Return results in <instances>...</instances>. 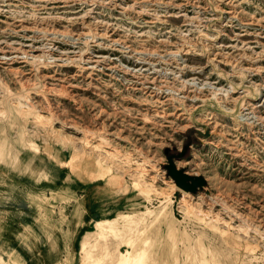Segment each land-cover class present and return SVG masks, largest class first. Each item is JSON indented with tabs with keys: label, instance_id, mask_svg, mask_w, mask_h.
<instances>
[{
	"label": "rangeland",
	"instance_id": "obj_1",
	"mask_svg": "<svg viewBox=\"0 0 264 264\" xmlns=\"http://www.w3.org/2000/svg\"><path fill=\"white\" fill-rule=\"evenodd\" d=\"M22 177L79 183L34 196L63 215L94 186L56 264H264V0H0V199Z\"/></svg>",
	"mask_w": 264,
	"mask_h": 264
},
{
	"label": "crops",
	"instance_id": "obj_2",
	"mask_svg": "<svg viewBox=\"0 0 264 264\" xmlns=\"http://www.w3.org/2000/svg\"><path fill=\"white\" fill-rule=\"evenodd\" d=\"M167 155L172 156L174 160L177 158V153L173 154L169 149ZM77 185L79 183L66 187L59 180L34 182L26 177L17 181L10 179L8 195L6 198L0 199V241L2 242L0 247L4 249V252H14L13 255H10V259L12 257L21 259L23 264H56L60 262L64 253L78 252L79 238L82 237L83 245L86 236L93 232L88 230H91L93 219L91 201L94 192L91 191L94 186L88 187L86 192L84 190V194H81L82 197L75 200L78 202L75 211L76 218H80L82 205H85L87 201V212L83 217L85 222L75 229V219L72 214L75 205L74 199L66 204L67 212L63 215L58 211L60 204L53 205L54 208L51 205V207H47L46 203H36L35 201L41 199L34 197H41L50 190L59 191L64 188L79 192L81 188ZM2 192L3 190L0 188V195ZM95 222L96 219L93 221L94 225ZM51 238L54 239L55 247L59 250L55 253L51 252ZM70 263H75V258L73 259L72 256H70Z\"/></svg>",
	"mask_w": 264,
	"mask_h": 264
},
{
	"label": "water",
	"instance_id": "obj_3",
	"mask_svg": "<svg viewBox=\"0 0 264 264\" xmlns=\"http://www.w3.org/2000/svg\"><path fill=\"white\" fill-rule=\"evenodd\" d=\"M177 158L181 156H176ZM168 160L170 161V174L176 180V183L186 190L195 191L196 185L202 181L200 176H190L187 175L183 170L176 168L173 157L169 156Z\"/></svg>",
	"mask_w": 264,
	"mask_h": 264
},
{
	"label": "bare ground",
	"instance_id": "obj_4",
	"mask_svg": "<svg viewBox=\"0 0 264 264\" xmlns=\"http://www.w3.org/2000/svg\"><path fill=\"white\" fill-rule=\"evenodd\" d=\"M176 188L178 190L182 191L186 196H190L191 195L189 192H186V191L180 189V187H177L176 186ZM137 256H138L137 254H132V253H129V254L120 253L121 264L123 262H131V261H134V260H136Z\"/></svg>",
	"mask_w": 264,
	"mask_h": 264
}]
</instances>
